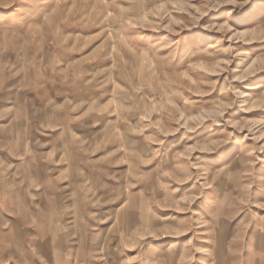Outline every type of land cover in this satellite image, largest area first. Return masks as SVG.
Wrapping results in <instances>:
<instances>
[{
    "label": "rangeland",
    "instance_id": "obj_1",
    "mask_svg": "<svg viewBox=\"0 0 264 264\" xmlns=\"http://www.w3.org/2000/svg\"><path fill=\"white\" fill-rule=\"evenodd\" d=\"M20 121L0 264H264V0H0Z\"/></svg>",
    "mask_w": 264,
    "mask_h": 264
},
{
    "label": "crops",
    "instance_id": "obj_2",
    "mask_svg": "<svg viewBox=\"0 0 264 264\" xmlns=\"http://www.w3.org/2000/svg\"><path fill=\"white\" fill-rule=\"evenodd\" d=\"M0 127H5L4 128L5 130H10V131L12 130L15 132H18V131L21 132L23 130H26V128L24 127V123L22 121L14 122V123H11V122L1 123ZM22 137H23V133L21 132V138L4 139L2 141L4 149H0V159H1L0 160V180L7 179V176H10L12 178H20V177L34 178V165L31 166V170L18 171L16 169L17 165L23 166L22 159L24 156L22 155V153H26L27 152L25 151L26 148L30 146V140L23 139ZM33 143H34V140H33ZM31 164L33 163L31 162ZM8 195L10 196L9 199L12 198V201L14 203H16L17 201V193L15 192H10V193H6L5 195H2V200H1V195H0V228H6L8 223L14 224V222L17 221L11 216L9 217L7 214V210L11 209L5 202V199ZM5 237L7 238V236ZM4 242L5 241H1L0 239V253L1 251H4L5 249L6 244H4Z\"/></svg>",
    "mask_w": 264,
    "mask_h": 264
}]
</instances>
